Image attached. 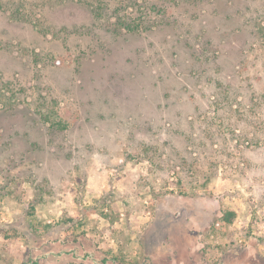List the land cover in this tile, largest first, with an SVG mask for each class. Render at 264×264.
<instances>
[{"label":"rangeland","instance_id":"374dc122","mask_svg":"<svg viewBox=\"0 0 264 264\" xmlns=\"http://www.w3.org/2000/svg\"><path fill=\"white\" fill-rule=\"evenodd\" d=\"M83 1L0 0V264H264V0Z\"/></svg>","mask_w":264,"mask_h":264},{"label":"trees","instance_id":"16d2710c","mask_svg":"<svg viewBox=\"0 0 264 264\" xmlns=\"http://www.w3.org/2000/svg\"><path fill=\"white\" fill-rule=\"evenodd\" d=\"M80 2H84L83 0H79ZM120 28H123L124 30H127L128 32H136V31H140V30H144V23H139L135 24V23H129L127 21H121L120 22ZM234 217H235V213L233 212H225L224 216H223V220L227 223H233L234 221ZM114 260H117L116 258Z\"/></svg>","mask_w":264,"mask_h":264}]
</instances>
